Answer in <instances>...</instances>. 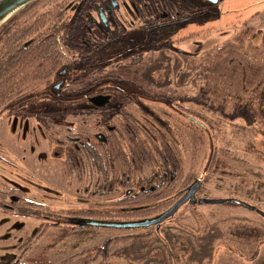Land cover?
I'll return each mask as SVG.
<instances>
[{
	"label": "rangeland",
	"instance_id": "374dc122",
	"mask_svg": "<svg viewBox=\"0 0 264 264\" xmlns=\"http://www.w3.org/2000/svg\"><path fill=\"white\" fill-rule=\"evenodd\" d=\"M187 16L192 17L173 27L172 42L189 52L184 66L173 67L176 53L165 60L155 51L145 61L156 60L162 65L151 71L153 82L141 80L143 83L136 82L138 88L134 81L106 79L85 96L67 94L69 86L62 90L65 96L54 94L51 84L57 78L52 76L42 83L38 97L26 96L2 113L0 190L20 189L24 199L53 211L83 209L97 202V197L86 194L84 182L69 173L68 155L75 154V149L68 136L77 133L82 141L102 150L97 136L109 133L128 154L135 146L127 133L131 128L136 142L159 143L162 137L177 146L171 130L186 129V122L163 104L138 102L142 90L167 95L178 108L207 125L210 135L202 136L195 154L185 147V137L183 150H178L182 176L191 174L201 181L197 198L236 197L264 211V118L260 111L264 109V0H86L77 15L78 23L72 27L74 38L69 46L81 63H98L145 45L146 22ZM86 18L91 19L87 22ZM189 34L195 35L186 38ZM225 58L228 61L222 65ZM181 71L185 72L183 82L177 80ZM122 74L140 73L138 69L137 73ZM215 74L219 87L205 95V83ZM212 147L228 154L226 166L209 168ZM157 170L156 164L144 165L138 177L150 179ZM131 188L138 191L139 184L135 182ZM45 222L44 218L0 208V264L41 249L55 230ZM42 224L40 233L27 243ZM215 225L222 236L215 241L211 257L190 260L188 236L204 234ZM110 237L113 243L107 256L89 264H233V258L246 261L250 254L253 259L259 256L257 264H264V220L260 214L243 207L188 202L159 227L99 229L95 237L73 247L71 240H61L49 256L62 264H83L94 255L93 247Z\"/></svg>",
	"mask_w": 264,
	"mask_h": 264
},
{
	"label": "trees",
	"instance_id": "16d2710c",
	"mask_svg": "<svg viewBox=\"0 0 264 264\" xmlns=\"http://www.w3.org/2000/svg\"><path fill=\"white\" fill-rule=\"evenodd\" d=\"M74 1L32 0L0 25V115L26 96L38 97L42 83L52 76L57 79L61 78L59 72L65 68L68 60L59 41L72 30L75 18L70 7ZM175 25L173 24L172 28ZM194 35L189 34L186 38L194 37ZM174 41L173 38L166 43L158 38L156 49L120 58L118 70L107 71L101 76H98L100 73L98 71L91 73L66 71L63 83H67L64 87L69 86V95L85 96L87 91L93 90L106 79L134 81L132 83L135 85L136 82L143 83V81L140 82L141 80L153 82L151 71L161 69L162 65L156 60H153L152 63L148 60V64H146L147 55L150 56L153 52L158 51L159 57L170 60L171 53H176L178 57L174 60L173 67H180L184 64V59L189 52L173 46L172 42L174 43ZM224 61L222 65L227 63L228 58H225ZM138 69L139 76L122 74L131 71L137 73ZM80 74L83 75L77 76ZM184 74L185 72L181 71L177 80L183 82ZM218 77L217 74L208 77L205 83V95L218 89ZM220 77H224V75L221 74ZM168 81V78L165 79V83ZM140 91L138 102L163 104L174 112L178 119L181 118L186 122V129L171 130L177 146L170 144L162 137L159 143L153 141L146 145L143 140L136 142V132L131 128H127V133L135 146L128 154L121 149L116 136L113 137L109 133L97 136L102 150L86 140L82 141L77 133L68 136L69 144L75 149V154L68 155L69 173H74L79 182H84L83 191L91 198L97 197V202L87 208L69 212L53 211L48 206L27 201L20 189L0 190V208L13 209L23 215L44 218L45 223L47 225L51 223L49 226H53L55 229L49 233V241L41 249L30 256L17 258L8 264H62L63 261L55 262L49 256V251L61 240L62 243L65 239L71 240L72 245L70 246L73 247L95 237L99 229H127L111 226L112 223L129 222L130 218H137L134 220L137 221L155 217L165 211L167 206L169 208L175 199L197 180L191 174L186 175L185 178L182 176L178 150H183L185 137V147H190L191 153L195 154L199 143L202 142V136L208 138L210 135L207 125L189 111L178 108V104L175 101H169L167 95ZM260 111L264 118V109ZM112 129L107 128L109 132H113ZM262 134L264 135V130ZM228 160L226 152H217L215 148L214 150L213 147L211 148L209 168L224 167ZM150 163L158 166V170L151 173L152 178L138 177L142 173L144 165ZM135 182L139 184L138 191L131 188ZM199 182L196 193L201 191V181ZM7 197L10 198L8 203ZM214 204L242 207L233 202ZM252 206H254L252 210L256 213H258L256 209L263 211L255 205ZM58 218H60L59 222L56 221ZM52 219L55 221L51 222ZM160 223L154 225L159 227ZM43 225L45 224L39 227L27 243H30L33 237L40 233ZM221 236L222 231L217 225L211 227L204 234L188 236L187 243L192 248L189 259L202 261L204 258L211 257L214 243ZM191 237L194 239L192 240ZM112 243L113 238H105L102 244L93 247L94 255L83 264H89L99 257H106Z\"/></svg>",
	"mask_w": 264,
	"mask_h": 264
},
{
	"label": "flooded vegetation",
	"instance_id": "af4514ba",
	"mask_svg": "<svg viewBox=\"0 0 264 264\" xmlns=\"http://www.w3.org/2000/svg\"><path fill=\"white\" fill-rule=\"evenodd\" d=\"M86 0H75L73 2V4L71 5L70 9H71V13L74 15V23L73 26L78 23L77 22V15L81 12L83 5L85 3ZM91 18H86V21L89 22ZM180 19V18H179ZM176 19H163L161 18L158 21L155 20H150L149 22L145 23L144 26V33H145V38H146V44H140L138 45L136 48H134L133 50L130 51H126L122 54H119L115 57L109 58V59H105L104 61H100L98 63H81L80 60L75 57L76 54L73 53V50L71 49L70 42L73 40L74 38V34L72 33V30L68 33H66L64 35L63 38L60 39L59 44L61 45V48L63 47L65 55H67V62L65 64V72H64V76H61L60 79H56V81L52 82L51 85H55L58 82H61L59 89H52L53 93L59 96H65L66 93L62 92V90H64V85L67 83H63V79L65 78V73L66 71H74V72H93V71H98V72H109V71H115L119 69V64H120V58H124V57H130L133 55H138L141 52H149L151 51V49H156L157 48V40L158 38H160L161 40H163V42H170L171 40H173V36L175 34V32L173 31V24H177L174 23L172 21H174ZM81 24V23H79ZM172 30H171V29ZM164 31V32H162ZM59 40V39H58ZM113 42H116L115 39L112 40ZM102 42V41H101ZM63 43V45H62ZM99 43H96L95 46L97 48V46H99ZM104 44H107L108 42L104 41ZM144 50V51H143ZM89 54V53H88ZM88 54H84L85 56H87ZM62 70V69H61ZM52 86V87H53ZM66 90V89H65ZM67 94H69V92H67ZM88 99L89 96H88ZM99 99V98H96ZM19 102V101H18Z\"/></svg>",
	"mask_w": 264,
	"mask_h": 264
},
{
	"label": "water",
	"instance_id": "95a60500",
	"mask_svg": "<svg viewBox=\"0 0 264 264\" xmlns=\"http://www.w3.org/2000/svg\"><path fill=\"white\" fill-rule=\"evenodd\" d=\"M32 0H0V18L5 15L6 13L12 11V13L7 16L2 22H0V25L7 20L10 16H12L14 13H16L18 10H20L23 6H25L27 3H29ZM212 2H217V0H210ZM192 16H187L183 17L180 19H176L172 22L178 23L181 21H186L190 19ZM65 69H62L60 74L64 76ZM61 82L56 83L52 89L56 90L59 89ZM94 101L99 102L100 99H94ZM200 182L198 180H195L189 187L188 189L178 197V199L165 211L160 213L159 215L152 217V218H146L142 220H137V221H129V222H122V223H112L111 226L115 227H123V228H132V227H146L154 224H159L162 222L164 219L167 217L173 215L178 208L188 202L189 204H194L196 202L200 204H214V203H226V202H233L237 205H240L242 207H245L249 210L254 209V206L249 204L248 202L235 198V197H196L195 193L196 190L198 189ZM256 211L264 218V212L256 209Z\"/></svg>",
	"mask_w": 264,
	"mask_h": 264
},
{
	"label": "crops",
	"instance_id": "0c3cea01",
	"mask_svg": "<svg viewBox=\"0 0 264 264\" xmlns=\"http://www.w3.org/2000/svg\"><path fill=\"white\" fill-rule=\"evenodd\" d=\"M252 255L250 254V256L249 257H246V261L244 260L245 258L244 257H237V258H233L234 260H233V264H235L236 262H237V264L239 263V264H257V258L259 257H257V255H256V257L253 259L252 257H251Z\"/></svg>",
	"mask_w": 264,
	"mask_h": 264
},
{
	"label": "bare ground",
	"instance_id": "6f19581e",
	"mask_svg": "<svg viewBox=\"0 0 264 264\" xmlns=\"http://www.w3.org/2000/svg\"><path fill=\"white\" fill-rule=\"evenodd\" d=\"M12 13V11L6 13L5 15H3L1 18H0V22H2L7 16H9L10 14Z\"/></svg>",
	"mask_w": 264,
	"mask_h": 264
}]
</instances>
